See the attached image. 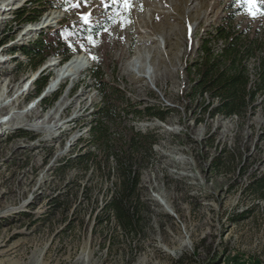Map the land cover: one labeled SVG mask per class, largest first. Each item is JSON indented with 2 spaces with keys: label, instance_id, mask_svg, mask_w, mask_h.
Listing matches in <instances>:
<instances>
[{
  "label": "rangeland",
  "instance_id": "1",
  "mask_svg": "<svg viewBox=\"0 0 264 264\" xmlns=\"http://www.w3.org/2000/svg\"><path fill=\"white\" fill-rule=\"evenodd\" d=\"M0 5V264H264V92L241 116L212 114L217 100L193 97L186 72L201 39L225 15L240 10L235 25L264 23V0ZM82 14H90L88 23ZM36 39L47 47L41 64L24 50ZM77 53L84 70L50 90ZM256 63L249 62L253 78ZM93 65L125 101L156 105L167 116L122 114L125 123L158 135L142 170L137 235L96 226L111 183L90 163L69 160L91 144L101 101ZM40 76L48 82L36 102Z\"/></svg>",
  "mask_w": 264,
  "mask_h": 264
},
{
  "label": "trees",
  "instance_id": "2",
  "mask_svg": "<svg viewBox=\"0 0 264 264\" xmlns=\"http://www.w3.org/2000/svg\"><path fill=\"white\" fill-rule=\"evenodd\" d=\"M238 12L241 11L225 15L221 23L212 25L213 31L201 39L199 55L186 67L190 94L193 97L208 94L211 100L207 105L217 100L212 114L241 116L249 107L254 106L252 104L257 95L264 92V23L251 19L246 24L235 25L233 20ZM34 17L31 15L27 20L33 21ZM217 43L220 45L216 49ZM24 48L30 59L36 57L39 58L37 64L43 62L45 56L41 50L47 47L41 39H36ZM69 56L70 53L65 58ZM252 59L257 62L254 78L249 67ZM91 76L96 80V88L101 96L88 130L91 144L84 152L77 153L69 160L78 164L90 163L94 175L100 174L111 183L102 213L96 217V226L105 230L111 227L115 232L121 230L127 236L137 235L143 214L139 194L142 170L146 153H153L158 135L153 130L143 131L125 123L122 114L156 116L161 120L167 116L156 105L141 109L134 106L132 101H125V97L121 96L122 91L110 87L97 65L92 66ZM47 82L48 76L38 77L31 97L40 96ZM52 103L49 101L47 104ZM96 153H101L102 158L95 164ZM220 158V155L212 158V170L220 166ZM60 203L56 204L57 211L61 208ZM110 238L108 243L114 247L115 238L112 235Z\"/></svg>",
  "mask_w": 264,
  "mask_h": 264
},
{
  "label": "bare ground",
  "instance_id": "3",
  "mask_svg": "<svg viewBox=\"0 0 264 264\" xmlns=\"http://www.w3.org/2000/svg\"><path fill=\"white\" fill-rule=\"evenodd\" d=\"M6 7V6H4ZM50 65H53L52 63ZM49 67V66H48ZM86 67V59L84 55L77 53L74 54L68 62L65 63L64 70L57 74L55 78L50 80L48 86L51 90L55 84H57L62 79L66 78L70 73H80ZM25 99V98H24ZM3 108H0V110Z\"/></svg>",
  "mask_w": 264,
  "mask_h": 264
},
{
  "label": "snow or ice",
  "instance_id": "4",
  "mask_svg": "<svg viewBox=\"0 0 264 264\" xmlns=\"http://www.w3.org/2000/svg\"><path fill=\"white\" fill-rule=\"evenodd\" d=\"M115 2H117V0H113V3ZM123 3L127 5L129 3V0H123ZM249 14L253 15V17L255 18L256 13L250 11ZM261 14H264V12H262ZM89 18H90V14H82V19L84 20L85 23L89 22Z\"/></svg>",
  "mask_w": 264,
  "mask_h": 264
}]
</instances>
